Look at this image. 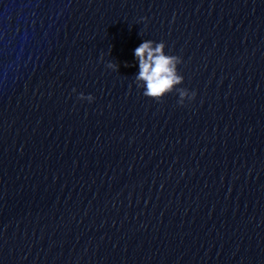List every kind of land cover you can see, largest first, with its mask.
<instances>
[{"label":"water","instance_id":"water-1","mask_svg":"<svg viewBox=\"0 0 264 264\" xmlns=\"http://www.w3.org/2000/svg\"><path fill=\"white\" fill-rule=\"evenodd\" d=\"M0 264H264V0H0Z\"/></svg>","mask_w":264,"mask_h":264},{"label":"clouds","instance_id":"clouds-1","mask_svg":"<svg viewBox=\"0 0 264 264\" xmlns=\"http://www.w3.org/2000/svg\"><path fill=\"white\" fill-rule=\"evenodd\" d=\"M168 45L164 41L145 39L134 49V57L138 63V72L135 81L138 88L143 90V95L156 101H163L169 94L184 84L185 77L180 71L183 58L180 55L169 54ZM107 67L119 70V65L110 61ZM73 91H76L73 89ZM197 93L188 88H181L178 103L181 106L196 99ZM79 99L92 103L95 96L84 93L79 94Z\"/></svg>","mask_w":264,"mask_h":264}]
</instances>
